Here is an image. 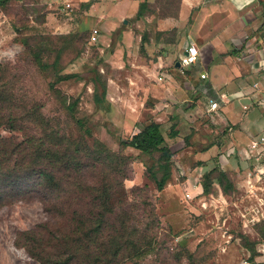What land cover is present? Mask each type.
I'll use <instances>...</instances> for the list:
<instances>
[{"label":"rangeland","instance_id":"obj_1","mask_svg":"<svg viewBox=\"0 0 264 264\" xmlns=\"http://www.w3.org/2000/svg\"><path fill=\"white\" fill-rule=\"evenodd\" d=\"M90 2L92 0H18L0 6V51L13 47L17 50L14 58L0 60V85L5 81L14 85V88L11 85L13 96L17 97L11 102L14 110L22 111L25 105L30 107L39 102L49 122L48 130L58 129L72 139L84 134L91 145L101 142L110 154L122 152L131 158L124 186L129 200H136L140 207V228L145 223L149 227L142 240L143 246L149 249L143 258L129 259L123 264H264L261 213L264 182L256 179L250 182L249 175L246 177L250 169L253 171L260 164L254 159L242 158L239 153L240 148L246 146L249 129L257 133L264 131V107L254 99L250 102L235 99L226 108L228 114H233V120L210 115L206 111L210 95L196 85L197 68L175 67L173 59L177 58V52H172L170 59L164 56V62L157 53L152 62L138 63L136 72L130 74L128 68L133 66L125 64L122 57L114 55L113 61L108 60L113 45L110 42H117L119 32L110 36L108 45L102 43L100 36L92 41L96 20L90 14L93 12ZM263 2L257 0L258 6L250 16L251 27L239 31L241 42L251 39H246V35L262 37L263 33L260 35L257 28L264 24ZM152 9L162 14L156 2ZM194 16L193 10L190 20ZM188 21L185 17L186 25ZM86 31L88 33H84ZM172 35L169 31L165 36ZM59 50L62 73L74 76L55 82L53 62ZM37 53L43 63L49 64L47 68L37 64ZM158 60L162 62L157 63ZM235 64V61L227 63L229 68ZM243 68L246 70L242 78L251 82L249 68ZM163 72L173 76V87L168 80L159 82ZM223 73L229 75L227 70ZM97 74L105 83L112 76L123 81L121 87H113L115 92L123 93L122 97L119 99L118 94H114L116 96L110 99L106 97L103 104L96 103L93 78ZM52 82L54 87H51ZM98 92H102L101 87ZM243 101L249 103L246 111L241 105ZM156 118L163 124L166 143L173 151L171 177L162 190L147 170L150 165L157 168L160 153L150 157L120 144V139L131 138L143 123ZM79 121L90 132H84ZM173 129L178 131L176 136L171 134ZM11 135L22 138L23 131L10 130L6 123L0 122V137ZM215 140L221 146L214 152H203ZM230 140L232 145H229ZM219 170L230 174L236 190L224 193L215 183V189L205 193V175L211 174L215 182ZM161 174L159 171L158 175ZM253 209L261 210L260 220L250 219ZM47 218L38 200L1 207L0 264H41L15 242L17 232L33 228Z\"/></svg>","mask_w":264,"mask_h":264},{"label":"trees","instance_id":"obj_2","mask_svg":"<svg viewBox=\"0 0 264 264\" xmlns=\"http://www.w3.org/2000/svg\"><path fill=\"white\" fill-rule=\"evenodd\" d=\"M12 1L18 0H0V6ZM180 3L181 0H156L163 15L178 16ZM151 6L147 0L142 1L137 16L154 11ZM142 39L148 41V34H143ZM60 54L59 50L53 62L55 82L74 76L62 73ZM37 55V64L47 68L49 64ZM93 81L95 101L103 104L107 83L100 74ZM8 82L0 85V122L6 123L10 130L23 131V135L0 137V208L38 200L48 214L46 221L17 232L16 245L26 248L41 264H123L129 259L143 258L149 247L145 248L142 240L149 227L145 223L140 228V207L136 200H129L124 186L131 158L122 152L110 154L101 142L91 145L84 134L72 139L58 129L48 130L49 122L39 102L16 112L11 103L17 100L13 96L14 85ZM98 87L102 88L101 93ZM29 126L33 128L30 130ZM79 127L90 132L82 124ZM171 134L176 136L178 131L173 129ZM120 144L150 157L160 153L157 168L150 165L147 170L162 190L171 177L173 156L163 124L156 120L143 123L139 132L120 139ZM211 176L205 175V193H211L215 183L224 193L236 190L227 171H217L215 182Z\"/></svg>","mask_w":264,"mask_h":264},{"label":"crops","instance_id":"obj_3","mask_svg":"<svg viewBox=\"0 0 264 264\" xmlns=\"http://www.w3.org/2000/svg\"><path fill=\"white\" fill-rule=\"evenodd\" d=\"M142 1L144 0H92L90 2V8L93 11L90 14L92 13L96 20L93 25L94 28L99 29L98 36L101 37L102 43H107L112 34L119 32L117 42H110L113 45L108 54L109 61H113L114 55L122 57L125 64L127 62V65L130 63L133 66H131L133 69L128 68L130 74H132V72H136L135 66L138 63L152 62V58L157 53L158 57L164 62V56L170 59L171 53L177 52V58L173 59V63L175 67L182 69L176 63L179 61L181 52L193 43L200 50L199 61L194 65L197 68L194 74L196 85L209 94L210 99L222 98L226 102L217 111L209 112L206 110L210 115H221L226 120H233V114L231 112L228 114L226 108L235 99L248 101L254 99V102L264 107V104L260 103L261 98L264 96V24L257 28L260 35L263 33L262 37L259 35V39L257 35H246V39L251 38L248 42L239 40V31L251 27L250 16L258 6L257 0H252L251 4L243 8H237L233 0H181L178 16L163 15L154 10L138 17L137 13ZM147 1L152 5L156 2V0ZM262 4L264 6V2ZM193 10L195 16L193 20H190ZM185 17L189 18L187 25L184 22ZM169 31L173 35L166 37L165 35H168ZM145 33L148 34L149 39L143 42L142 37ZM174 35L176 38L173 37ZM257 39V43L254 44ZM162 61L158 60L157 63ZM230 61L236 62L232 68L227 65ZM244 66L249 68L248 77H252L251 82L242 78L243 71L246 70L243 68ZM225 70L228 71L229 75L223 73ZM202 72H206L207 77L201 78L200 74ZM158 79L160 83L168 80L167 82L172 87L174 86L172 83L173 76L169 72L161 73ZM221 79L226 81L222 82ZM131 81L134 83V78H131ZM121 82L123 81L115 79L113 76L108 79L106 94L108 99L117 94L119 99L122 97L123 93L119 92L118 89L117 93L113 88L121 87ZM241 105L246 111L249 103L243 101ZM222 109L224 112L220 111ZM248 114L250 113H246V115ZM154 120L158 121L157 118ZM258 135H264V131L260 130L257 133V131L248 130L246 146H242V149L239 150L242 158L249 159L244 151L252 138ZM229 143V145H232L233 141L230 140ZM220 144L215 140L209 147H205L203 152H214L215 149L221 146ZM259 163L263 165L264 161L261 160ZM221 166L224 165L221 164ZM256 167L253 168V171L250 169L246 177L249 175L250 182L252 179L264 182V179L259 180L257 178ZM253 175L254 177L251 178ZM262 201L264 202V200ZM254 207H257V205ZM253 211L250 219L252 221L260 220L259 212L261 210L255 211L253 209ZM261 213H263L264 219V209Z\"/></svg>","mask_w":264,"mask_h":264},{"label":"built area","instance_id":"obj_4","mask_svg":"<svg viewBox=\"0 0 264 264\" xmlns=\"http://www.w3.org/2000/svg\"><path fill=\"white\" fill-rule=\"evenodd\" d=\"M69 5V4H68ZM99 35V29L94 28L92 30L91 39L92 41H96ZM264 47V42H263ZM200 57V50L197 45L191 43L189 44L184 51L181 52L179 56L180 66L181 68H190L198 63ZM201 78L207 77L206 72H202L200 74ZM162 78V77H160ZM223 97V96H222ZM226 102L222 98H211L207 103V111H217L220 109ZM260 103L264 104V96L261 98ZM246 157L249 159H254L259 162L264 159V135H258L253 137L250 144H248L247 149L244 151ZM256 176L259 180L264 177V164L257 165L256 167ZM264 202H262L263 204Z\"/></svg>","mask_w":264,"mask_h":264},{"label":"clouds","instance_id":"obj_5","mask_svg":"<svg viewBox=\"0 0 264 264\" xmlns=\"http://www.w3.org/2000/svg\"><path fill=\"white\" fill-rule=\"evenodd\" d=\"M233 3L237 8H243L244 6L251 4L252 0H233ZM17 54V50L15 47L8 48L3 51H0V60H10L14 58Z\"/></svg>","mask_w":264,"mask_h":264},{"label":"water","instance_id":"obj_6","mask_svg":"<svg viewBox=\"0 0 264 264\" xmlns=\"http://www.w3.org/2000/svg\"><path fill=\"white\" fill-rule=\"evenodd\" d=\"M176 65H177V66H180V61H177Z\"/></svg>","mask_w":264,"mask_h":264}]
</instances>
